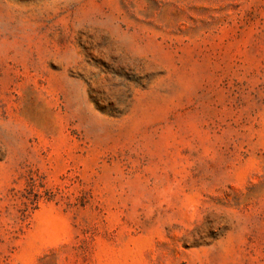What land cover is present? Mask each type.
<instances>
[{
	"label": "rangeland",
	"instance_id": "374dc122",
	"mask_svg": "<svg viewBox=\"0 0 264 264\" xmlns=\"http://www.w3.org/2000/svg\"><path fill=\"white\" fill-rule=\"evenodd\" d=\"M0 264H264V0H0Z\"/></svg>",
	"mask_w": 264,
	"mask_h": 264
}]
</instances>
